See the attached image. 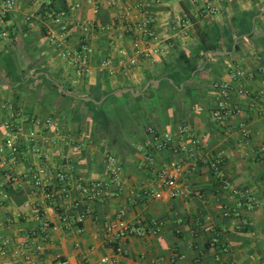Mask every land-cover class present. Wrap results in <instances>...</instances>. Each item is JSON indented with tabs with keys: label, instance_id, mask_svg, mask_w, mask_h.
<instances>
[{
	"label": "crops",
	"instance_id": "1",
	"mask_svg": "<svg viewBox=\"0 0 264 264\" xmlns=\"http://www.w3.org/2000/svg\"><path fill=\"white\" fill-rule=\"evenodd\" d=\"M76 2L62 40L53 18ZM144 3L137 13L131 0H16L0 20V264H103L102 258L106 264H264L262 102L237 93L240 85L252 93L262 87L264 0ZM136 23L154 37L130 32ZM50 35L63 44L51 43ZM83 44L91 53L79 73L71 57ZM105 61L110 67L101 66ZM236 68L245 79H232ZM223 82L240 112L218 121L214 86ZM5 123L22 128L14 156L1 150ZM149 125L171 138L151 165L134 147ZM194 137V156L179 152ZM108 153L123 167L119 188L106 173ZM217 155L227 186L205 163ZM170 161L183 165L182 193L174 198L158 174ZM53 166L72 174L67 192L51 201L31 174ZM48 181L55 188V179ZM90 183L105 184L109 194L86 199L77 186ZM233 189L241 194L232 196ZM145 190L161 197H146ZM121 209L133 234L108 243L105 227ZM44 222L61 226L48 231L47 241L40 235Z\"/></svg>",
	"mask_w": 264,
	"mask_h": 264
},
{
	"label": "built area",
	"instance_id": "2",
	"mask_svg": "<svg viewBox=\"0 0 264 264\" xmlns=\"http://www.w3.org/2000/svg\"><path fill=\"white\" fill-rule=\"evenodd\" d=\"M117 0H110L111 4H115ZM132 1V9L137 13H141L145 8L144 0H131ZM16 6V0H0V20H2L6 15L13 11ZM78 7V3L76 2L73 6H71L68 11H62L55 15L53 18V23L59 27V34L62 40L66 38V31L68 25V15L69 11L74 10ZM205 11L208 13H216L215 8L212 6H208ZM130 32H142L147 37H154V33L147 26L144 27L142 23H136L132 26V29H129ZM49 41L51 43H57L59 46L63 44V41L56 39L54 35H50ZM135 46H137L135 44ZM91 53V49L86 44H83L80 49L71 57V61L73 65L76 67V70L79 73H84L87 70L88 66V57ZM131 65L134 64V61H130ZM102 67H110V62L105 61L101 65ZM260 74L262 75V87L256 92L252 93L243 85H240L237 89V93L243 97H252L253 100L261 101L262 104L259 106V114L264 118V69H260ZM247 76V73L241 69L236 68L232 73L233 80H243ZM217 91L216 95V107L212 112V116L221 121L225 119L230 113L234 115H238L240 110L238 108H232L229 102V97L231 93L230 84L228 82H223L219 85L214 86ZM4 129L6 130V137L4 141V145L1 150L6 149L11 156H14L18 153L20 147V133L22 132L21 127L13 126L11 123H5ZM178 134L186 135L188 139L189 134L188 130L184 126H179L177 129ZM264 132V129H263ZM243 135L247 136V132L243 130ZM35 137V132H31L27 135L25 139L28 143H33ZM199 141L194 137L190 140L189 146L182 144L179 147V152L186 154L188 157H193L195 154V149L198 147ZM135 149L144 156V159L148 162L149 165L152 164V155L157 151H161L164 149H170L171 147V138L169 135H160L153 126L149 125L145 129V135L142 142L136 143L134 145ZM259 151L264 153V145L259 147ZM105 169L106 173L110 178V182L116 187L119 188L122 186V172L123 167L120 163L117 156L113 153H108L105 156ZM222 159L219 155L210 157L205 160L211 172L216 175L224 186L228 185V182L224 179V175L222 174V170L220 169ZM182 163L179 161H170L164 164L159 170V178L161 179L164 187L167 189L168 194L171 198H174L182 193L177 188V181L179 179L180 172L182 171ZM72 172L71 170H67L62 168V166H53V167H41L35 173L31 174V182L36 187H42L45 189V199L46 200H57L59 194H65L67 192V188L70 184V176ZM52 177L55 179L57 184L55 188L51 187L48 181V178ZM81 195L86 197L88 200H95L101 196H106L109 194L105 184L102 183H90L86 185H78L77 186ZM232 196H238L241 192L237 189L231 190ZM144 196L151 197L154 199H159L161 197V193L154 192L151 190L143 191ZM124 209H121L114 222H109L106 227V235L107 242L114 243L120 239H123L127 236L133 234L132 229L123 219ZM66 218H60V222L65 223ZM78 221H82V216L78 218ZM160 227V223L156 225V229ZM60 225H51L48 222H44L41 225V238L44 241L48 240V231H57L60 229ZM38 250L40 246L36 247ZM177 259V256L172 257V262L174 263ZM108 262L107 258H102L101 263L106 264ZM53 264H69L66 259H56Z\"/></svg>",
	"mask_w": 264,
	"mask_h": 264
},
{
	"label": "trees",
	"instance_id": "3",
	"mask_svg": "<svg viewBox=\"0 0 264 264\" xmlns=\"http://www.w3.org/2000/svg\"><path fill=\"white\" fill-rule=\"evenodd\" d=\"M204 50L205 51H215L216 49H215V47L214 46H207V47H204ZM181 58H183V60H184V63L187 65V67H188V64H189V60L188 59H186V57H184V55L183 54H181ZM193 69L191 68L190 69V72H189V74L191 73V71H192ZM189 74L187 73V75H185L184 77H188L189 76Z\"/></svg>",
	"mask_w": 264,
	"mask_h": 264
}]
</instances>
